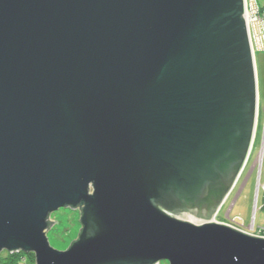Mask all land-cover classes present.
<instances>
[{
  "label": "water",
  "instance_id": "95a60500",
  "mask_svg": "<svg viewBox=\"0 0 264 264\" xmlns=\"http://www.w3.org/2000/svg\"><path fill=\"white\" fill-rule=\"evenodd\" d=\"M246 2L0 0V253L264 264V237L212 219L257 129Z\"/></svg>",
  "mask_w": 264,
  "mask_h": 264
},
{
  "label": "rangeland",
  "instance_id": "374dc122",
  "mask_svg": "<svg viewBox=\"0 0 264 264\" xmlns=\"http://www.w3.org/2000/svg\"><path fill=\"white\" fill-rule=\"evenodd\" d=\"M247 5L249 10L255 8L256 5L264 8V0H247ZM251 39L253 43L258 88L259 115L257 119V129L252 149L240 176L219 210L212 216V219L224 223L228 215V218L239 219L240 224L245 228L249 227L252 221H254L255 228H258L264 226V193L262 190V185L264 184V151L259 179V162L255 163L262 149V138L264 134V28L260 22L251 23ZM258 181L260 186L257 191ZM79 218V211L70 207H60L52 211L49 215V220H57L58 222H53L49 228L45 230L49 244L57 250H66L70 242L78 237L77 233L81 227ZM7 254L9 253H7L6 250H2L0 256H6ZM23 260L24 256H22V261ZM26 260V264H35L34 254L27 256ZM22 261L21 264L23 263ZM157 264H168V262L166 260H161Z\"/></svg>",
  "mask_w": 264,
  "mask_h": 264
},
{
  "label": "built area",
  "instance_id": "2783aa9c",
  "mask_svg": "<svg viewBox=\"0 0 264 264\" xmlns=\"http://www.w3.org/2000/svg\"><path fill=\"white\" fill-rule=\"evenodd\" d=\"M247 18H248V22H250L249 23L250 32H251V23L252 22H255V23L260 22L264 28V11L262 12V14H259L258 6H256L252 10H249L248 5H247ZM263 151H264V134H263V138H262V149L259 152V155L257 156L256 161H255V163L259 162L258 179L260 178V172H261V166H262V160H263ZM259 186H260V184L258 181L257 191H258ZM262 190L264 193V184L262 185ZM239 221L240 220L236 219V218H233V219L228 218V215H227V219L224 220V223H226V224H228V225H230V226H232L238 230H241L243 232H246V233H249V234H252L255 236L264 237V226H260L258 228H255L254 221H252V223L249 225V227L245 228L242 224H240Z\"/></svg>",
  "mask_w": 264,
  "mask_h": 264
},
{
  "label": "trees",
  "instance_id": "16d2710c",
  "mask_svg": "<svg viewBox=\"0 0 264 264\" xmlns=\"http://www.w3.org/2000/svg\"><path fill=\"white\" fill-rule=\"evenodd\" d=\"M258 5H256V6H258ZM262 8H261V6L258 7L259 14H262V12L264 11V8L263 9ZM263 207H264V197H263ZM50 224H51V221L49 220V215H48V227ZM29 255H32V253H25L22 251L15 252L12 254L9 253L6 256H0V264H21L22 256H24V260L22 261L23 262L22 264H26L27 263L26 258Z\"/></svg>",
  "mask_w": 264,
  "mask_h": 264
}]
</instances>
